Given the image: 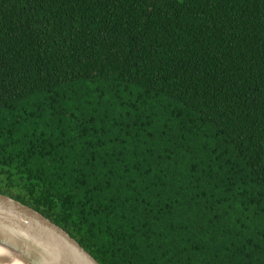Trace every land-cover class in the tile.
<instances>
[{
    "label": "trees",
    "instance_id": "obj_1",
    "mask_svg": "<svg viewBox=\"0 0 264 264\" xmlns=\"http://www.w3.org/2000/svg\"><path fill=\"white\" fill-rule=\"evenodd\" d=\"M0 193L101 264H264V0H0Z\"/></svg>",
    "mask_w": 264,
    "mask_h": 264
},
{
    "label": "water",
    "instance_id": "obj_2",
    "mask_svg": "<svg viewBox=\"0 0 264 264\" xmlns=\"http://www.w3.org/2000/svg\"><path fill=\"white\" fill-rule=\"evenodd\" d=\"M0 245V264H101L61 225L4 193Z\"/></svg>",
    "mask_w": 264,
    "mask_h": 264
},
{
    "label": "bare ground",
    "instance_id": "obj_3",
    "mask_svg": "<svg viewBox=\"0 0 264 264\" xmlns=\"http://www.w3.org/2000/svg\"><path fill=\"white\" fill-rule=\"evenodd\" d=\"M1 246V245H0ZM2 247V246H1ZM0 253H3L2 248H0ZM7 255V254H6ZM18 264V263H17Z\"/></svg>",
    "mask_w": 264,
    "mask_h": 264
}]
</instances>
